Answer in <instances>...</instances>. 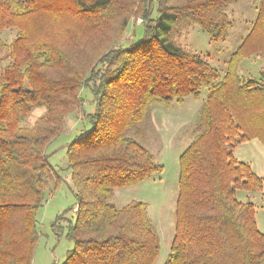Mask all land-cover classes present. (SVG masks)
Here are the masks:
<instances>
[{
    "label": "trees",
    "instance_id": "trees-1",
    "mask_svg": "<svg viewBox=\"0 0 264 264\" xmlns=\"http://www.w3.org/2000/svg\"><path fill=\"white\" fill-rule=\"evenodd\" d=\"M241 1L0 0V33L18 31L10 44L0 40V60L8 61L0 62V264H33L38 212L62 183L47 150L82 109L85 88L94 110L85 115L91 129L67 146L77 203L63 264L156 263L160 238L146 204L111 203L116 190L164 169L128 132L152 104L199 99L203 89L195 136L179 159L165 264H264L256 207L237 198L262 192L263 179L233 153L253 138L264 144V71L258 78L239 73L244 59L264 54V0L223 76L177 43L191 26L212 42L226 40L229 7ZM139 20L142 31L127 41ZM37 108L45 109L37 123L49 126L39 135L23 127Z\"/></svg>",
    "mask_w": 264,
    "mask_h": 264
},
{
    "label": "rangeland",
    "instance_id": "rangeland-1",
    "mask_svg": "<svg viewBox=\"0 0 264 264\" xmlns=\"http://www.w3.org/2000/svg\"><path fill=\"white\" fill-rule=\"evenodd\" d=\"M260 1L244 0L229 7L233 25L226 40L212 42L198 26H191L177 38V43L193 54L204 56L223 76L226 61L251 30ZM139 23L143 24V21L139 20L134 30H128L127 41L133 40L131 34L134 32L140 34L144 24ZM17 33L16 29L4 30L0 33V40L10 44ZM6 54L7 52L3 51L2 57L4 58ZM0 62L1 67H4L8 61L5 57ZM261 71H264V54L244 59L239 67V73L243 78H258ZM206 96L207 90L203 89L199 99L189 97L181 103L156 102L149 106L143 122L128 132L129 136L141 142L154 155L155 160L162 164L164 169L162 173L136 186L116 190L111 203L117 208L131 202L146 204L147 217L160 238V253L155 264H165L170 255L175 235L179 159L195 136V124ZM82 97L84 99L82 109L66 118L64 131L47 150L50 154V163L56 167L62 177V183L53 194H47V202L38 212L40 237L33 264H63L67 252L73 247V243L67 239V233L70 223L75 220L77 201L73 192L71 170L67 168V146L76 138L85 135L83 132L91 129V124L86 120L85 115L94 110L92 90L85 88ZM44 112V108L35 109L25 119L23 127L33 134H41L49 128L46 123H37ZM233 153L238 160L249 163L264 183L263 142L253 138L237 145ZM237 198L255 205L257 225L264 233V188L262 192L256 193L238 192Z\"/></svg>",
    "mask_w": 264,
    "mask_h": 264
},
{
    "label": "built area",
    "instance_id": "built-area-1",
    "mask_svg": "<svg viewBox=\"0 0 264 264\" xmlns=\"http://www.w3.org/2000/svg\"><path fill=\"white\" fill-rule=\"evenodd\" d=\"M140 21H142V20H140Z\"/></svg>",
    "mask_w": 264,
    "mask_h": 264
},
{
    "label": "crops",
    "instance_id": "crops-1",
    "mask_svg": "<svg viewBox=\"0 0 264 264\" xmlns=\"http://www.w3.org/2000/svg\"><path fill=\"white\" fill-rule=\"evenodd\" d=\"M193 132V131H192Z\"/></svg>",
    "mask_w": 264,
    "mask_h": 264
}]
</instances>
